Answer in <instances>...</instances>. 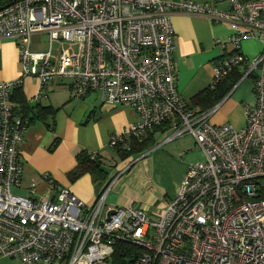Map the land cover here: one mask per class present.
Returning <instances> with one entry per match:
<instances>
[{
	"label": "built area",
	"instance_id": "built-area-1",
	"mask_svg": "<svg viewBox=\"0 0 264 264\" xmlns=\"http://www.w3.org/2000/svg\"><path fill=\"white\" fill-rule=\"evenodd\" d=\"M224 1L228 10L161 0H9L0 8V39L15 40L22 65L19 79L0 83V258L107 264L125 244L134 251L123 253L124 264H264V51L250 62L241 49L248 40L264 46V0ZM174 12L232 31L210 89L234 72L253 79L256 101L244 108L243 129L213 124L219 105L199 112L182 97ZM37 35L47 36L46 48L34 47ZM28 78L40 83L34 101L52 83L69 81L74 98L98 92L109 107L133 109L138 121L110 137L118 152L161 127L166 143L192 136L205 160L189 165L158 217L143 207H109L113 183L90 205L67 189L43 199L16 195L30 122L15 114L11 99Z\"/></svg>",
	"mask_w": 264,
	"mask_h": 264
},
{
	"label": "crops",
	"instance_id": "crops-1",
	"mask_svg": "<svg viewBox=\"0 0 264 264\" xmlns=\"http://www.w3.org/2000/svg\"><path fill=\"white\" fill-rule=\"evenodd\" d=\"M161 1L214 4L220 10L229 9L224 0ZM8 3L9 0H0V8ZM171 22L176 40L178 89L193 106V99L210 88L215 65L231 51L228 41L232 31L227 25L185 12L172 13ZM45 36L34 37L36 49L47 47ZM241 49L248 59H253L264 51V46L257 40H248L241 44ZM21 75L15 40L0 39V83L15 81ZM39 89L38 79H25L11 99L17 111L26 105L25 118L30 122L21 146L24 170L21 187L13 189L16 195L43 199L67 189L81 201L92 204L103 189L113 183L106 197L109 207H143L149 215L158 217L175 197L189 165L205 160L204 152L192 136L166 143L162 130L154 133L155 144L149 150L123 159L110 147V137L138 121L133 109L109 107L98 92L83 99L74 98L69 81L52 83L47 94L34 101ZM255 101L253 79H241L217 104L219 107L211 122L243 129L246 125L244 108ZM193 108L200 110V106ZM15 114L25 116V113ZM82 152L94 154L101 162L106 174L104 180L91 174L76 181L70 178L69 174L77 166V156ZM0 264L22 263L0 258Z\"/></svg>",
	"mask_w": 264,
	"mask_h": 264
},
{
	"label": "trees",
	"instance_id": "trees-1",
	"mask_svg": "<svg viewBox=\"0 0 264 264\" xmlns=\"http://www.w3.org/2000/svg\"><path fill=\"white\" fill-rule=\"evenodd\" d=\"M242 79V75L239 72H234L230 75L227 79H225L222 83H220L215 89H208L199 95H197L193 99V106L190 104V107L200 106L199 112H205L209 109L215 107L219 104L229 93V91ZM16 113H25L24 118L27 116L28 108L26 105H22L20 111L14 109ZM164 131L161 127L154 129L153 131L149 132L147 136H145L141 140H133L131 151L126 152H119L120 156L125 159L135 154L142 153L144 151L149 150L155 144L154 133L159 131ZM86 174H91L94 177H98V179L104 180L106 178L105 172L102 170L101 162L93 158L91 154L82 152L77 156V166L76 168L69 174L70 178L73 181L80 179L82 176ZM134 251L128 245L119 244L116 246L115 253L113 255V263L114 264H124L123 258L125 252Z\"/></svg>",
	"mask_w": 264,
	"mask_h": 264
},
{
	"label": "rangeland",
	"instance_id": "rangeland-1",
	"mask_svg": "<svg viewBox=\"0 0 264 264\" xmlns=\"http://www.w3.org/2000/svg\"><path fill=\"white\" fill-rule=\"evenodd\" d=\"M44 40H47L46 36L44 37ZM257 57H258V56H257ZM257 57H255V58H257ZM255 58H253V59H249V61L252 62ZM187 137H188V136H187ZM118 160H119V159H118ZM84 203H85V202H84ZM86 204H88V203H86ZM88 205H90V204H88ZM107 264H114V263H113L112 260H109Z\"/></svg>",
	"mask_w": 264,
	"mask_h": 264
},
{
	"label": "water",
	"instance_id": "water-1",
	"mask_svg": "<svg viewBox=\"0 0 264 264\" xmlns=\"http://www.w3.org/2000/svg\"><path fill=\"white\" fill-rule=\"evenodd\" d=\"M113 213H114V211H112V212L110 213V215L113 214Z\"/></svg>",
	"mask_w": 264,
	"mask_h": 264
}]
</instances>
